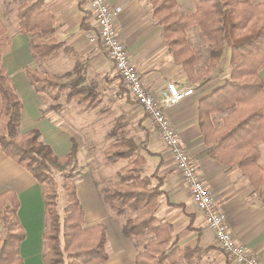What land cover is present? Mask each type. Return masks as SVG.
Segmentation results:
<instances>
[{
  "label": "trees",
  "instance_id": "1",
  "mask_svg": "<svg viewBox=\"0 0 264 264\" xmlns=\"http://www.w3.org/2000/svg\"><path fill=\"white\" fill-rule=\"evenodd\" d=\"M5 10L14 11L17 31L29 35V48L36 60H45L59 52L72 49L53 36V16L43 8L44 0H2ZM153 17L162 27L164 40L175 63L181 64L190 81L201 85L212 77L225 49L229 50L230 74L224 83L200 101L198 120L205 141L209 133L214 142L209 156L228 167L237 166L249 180L256 193L264 188V167L258 163L257 144L264 142V90L259 72L264 68V2L254 0H194V12L182 14L176 10L177 0H148ZM85 17L80 25L91 29ZM196 27L207 45L208 59L198 70L194 66L199 56L189 43L187 30ZM6 27L0 22V151L26 169L41 188L44 222L41 243L42 264H104L105 227L84 226L83 211L78 200L75 181L80 175L76 162L78 151L72 142L70 152L58 157L40 141L37 129L20 134L22 103L1 63L8 51ZM83 65L77 62L71 72L50 75L30 67L24 72L35 92L57 102L61 94L68 101L85 103L88 109L99 104L95 84H84ZM66 78L67 81L62 80ZM126 101L132 103L125 94ZM59 105L50 106L57 109ZM225 114L220 128L209 132L212 113ZM128 123L114 119L107 133L103 157L108 164L119 161L124 165L116 180L101 190L104 205L122 218L121 233L140 248L135 264H198L197 257L214 248L197 246L178 248L172 241V225L158 219L155 212L161 180L156 183L144 175L149 137L133 136ZM229 148H234L229 150ZM166 205L174 206L168 203ZM174 207L184 208V204ZM16 193H0V264H24L19 247L25 232L16 212ZM189 231H199L191 227ZM220 251V250H219ZM224 256L225 254L220 251ZM198 260V259H197ZM227 264H229L226 258Z\"/></svg>",
  "mask_w": 264,
  "mask_h": 264
},
{
  "label": "crops",
  "instance_id": "2",
  "mask_svg": "<svg viewBox=\"0 0 264 264\" xmlns=\"http://www.w3.org/2000/svg\"><path fill=\"white\" fill-rule=\"evenodd\" d=\"M192 1L177 0V11L182 14L193 13L195 8ZM106 2L111 8L120 7V12L114 18L117 35L125 46L134 69L141 74L145 87L156 95L165 89L167 83H174L179 89L187 90L183 100L165 109L166 115L171 120L182 145L195 161L204 184L214 198L216 210L225 214L226 224L234 239L251 252L264 254V188L261 193H256L239 167H228L212 159L209 156L214 146L211 133L207 143L199 126L200 101L220 87L228 76L218 77L222 74V70L218 69V76L204 79L198 89L191 88L196 82L190 81L183 66L173 61L168 50V41L164 40L162 35L163 29L153 17L151 3L148 0H106ZM263 2L264 0H254L255 4ZM43 8L53 16L52 36L58 42L70 47L71 53L59 52L47 60H36L29 48V35L17 31L16 22L12 18L13 15L11 16L14 11L5 10L4 2L0 0V22L6 27L5 37L9 38L10 43L8 51L1 57V63L22 103L19 132L23 134L37 129L40 133V141L48 145L58 157L66 156L70 152L72 142L76 143L78 148L76 162L78 155L80 153L83 155V169L79 172L84 174L85 181L80 184L75 182V186L83 211L84 226L87 228L97 224L104 225L105 250L108 255V260L104 264H135L140 248L122 235L121 219L111 215L101 201L100 192L94 182L99 177L87 176L92 166L91 151L102 146L105 138L97 144L84 146V143L86 145L84 135L75 131L70 122L58 116L63 111V106L59 111L50 107L45 109L43 96L35 92L24 72L25 67L44 71L42 62L45 61H48V65L52 61V68L57 69L62 67V62L65 61L70 65V68L63 73L65 74L71 72L77 62H81L84 69L82 73L84 84L94 82L91 84H95L96 90V79L102 78L106 82V87L114 81L108 78V71L112 69L111 62L84 38L86 31L80 28L81 22L87 17L86 23L91 26V21L83 0H44ZM191 31L195 32L196 36L199 34L196 27L189 28L187 30L189 43ZM197 38L198 42L205 44L199 36ZM205 46L207 48L206 44ZM192 47L199 56L197 49ZM200 65L199 59L194 70H198ZM259 76L263 81L264 90V68L259 72ZM98 99L100 102L99 92ZM224 115L220 112L210 114L212 125L209 132L221 127ZM141 122L140 130L143 134L148 133V150L151 153L146 157L144 175L156 183V176L154 177L156 171L157 177L161 180L160 190L164 193L158 199L156 217L172 225L174 246L214 248L201 253L197 258L193 255V261H197L198 264H227L226 257L216 247L214 238L206 227L204 217L193 206L189 189L182 181L169 150L159 140L155 128L149 121L145 118ZM257 148L260 152L258 163L264 167V142L258 143ZM233 149L229 148V150ZM100 171L96 175H99ZM8 190L17 195L19 208L16 215L25 232V238L19 247L20 257L24 264H37L41 262L44 222L41 188L26 169L0 151V193ZM166 200L171 205L184 204L185 207L168 206ZM190 219H192L191 227L199 231L188 230Z\"/></svg>",
  "mask_w": 264,
  "mask_h": 264
},
{
  "label": "built area",
  "instance_id": "3",
  "mask_svg": "<svg viewBox=\"0 0 264 264\" xmlns=\"http://www.w3.org/2000/svg\"><path fill=\"white\" fill-rule=\"evenodd\" d=\"M83 5L91 21V29L84 33L86 42L99 49L111 62L119 84L147 117L159 140L169 150L182 181L189 189L191 202L204 217L216 247L225 254L229 264H264V254H255L234 239L226 224L225 214L216 210L214 198L204 184L195 161L182 145L166 115L165 109L183 100L187 90L179 89L174 83H167L157 95L147 89L117 35L114 18L120 12V7L111 8L106 0H83ZM191 88L198 89L200 85L196 83Z\"/></svg>",
  "mask_w": 264,
  "mask_h": 264
},
{
  "label": "rangeland",
  "instance_id": "4",
  "mask_svg": "<svg viewBox=\"0 0 264 264\" xmlns=\"http://www.w3.org/2000/svg\"><path fill=\"white\" fill-rule=\"evenodd\" d=\"M34 1V0H29ZM182 1V0H181ZM188 2L192 0H187ZM194 2V0L192 1ZM177 10V9H176ZM13 15V16H12ZM12 18H14V13L11 14ZM15 21V20H14ZM197 30V29H196ZM191 35V42L190 44L194 46L198 53L200 54V64L207 62L208 54H207V48L205 44L202 42H198V36H196V33L190 32ZM195 37V39H194ZM201 38V37H200ZM194 39V40H193ZM193 40V41H192ZM97 49V48H96ZM98 50V49H97ZM229 51L225 49L222 58L220 59L219 63L216 66L215 71L213 72L212 76L219 75L217 73L218 69L222 70V74L218 77H224L229 76L230 74V66H229ZM47 60V59H45ZM48 62V61H47ZM47 62L43 63L44 71L43 73H47L52 75L53 73H59L63 74L67 71L68 68H70V65H68L65 61L62 62V67L59 68H52V61L48 65ZM201 66V65H200ZM89 76V75H88ZM87 76V77H88ZM217 77V78H218ZM90 78V77H89ZM108 78L110 80H114L113 82H110L108 85L109 87L105 86V81L102 78L96 79V91L99 92L101 101L94 109H88L85 103H79L76 100L68 101L66 100V94H61L59 96V100L57 102L50 101L48 98H43V106L45 109H48L50 106L59 105L57 109L55 110H61L63 106V111L58 114V116H61L62 118L70 122L73 126L75 131L81 133L84 135V139L86 140V145L84 143V146H88L90 144H97V142H100V140H103L105 138V141H103V145L99 146L98 148L94 149L92 152V157L90 160L92 166L91 171L87 174V176H94L99 177L96 178L94 182H96L97 188L99 192L103 190L105 186H107L110 183L115 182L116 180V174L117 171L124 165V162L119 161L114 164H108L104 157H103V149L105 148L107 144V133L113 126L114 119L120 118L121 121L128 123V129L130 133L133 136L141 137L143 135V132L140 130V122H143V119H147V117L140 111L139 107L136 106L135 103H129L126 101L125 94L129 97V94L123 88L121 84H119V80L113 71V69L108 71ZM63 82L67 81L66 78L62 80ZM66 100V101H65ZM71 102V103H70ZM144 116V117H143ZM148 121V119H147ZM141 122V123H142ZM78 162V170L81 171L82 168V162H83V155L80 153L77 158ZM100 171L99 175H96L97 172ZM80 175L76 179V183H81L85 181V176L83 173H79ZM96 175V176H95ZM86 176V178H87ZM82 198V197H81ZM82 200V199H81ZM84 205V200L82 201ZM161 203V202H160ZM159 203V204H160ZM111 215L115 216L110 210H108ZM116 217V216H115ZM117 219L122 218L117 217ZM41 262L37 263L40 264Z\"/></svg>",
  "mask_w": 264,
  "mask_h": 264
}]
</instances>
